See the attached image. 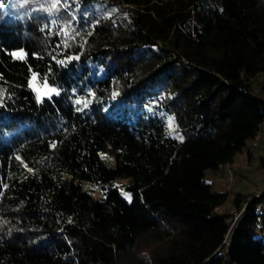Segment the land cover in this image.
<instances>
[{
    "label": "trees",
    "instance_id": "16d2710c",
    "mask_svg": "<svg viewBox=\"0 0 264 264\" xmlns=\"http://www.w3.org/2000/svg\"><path fill=\"white\" fill-rule=\"evenodd\" d=\"M55 2L0 0V264H264V192L232 227L206 180L264 123V0Z\"/></svg>",
    "mask_w": 264,
    "mask_h": 264
},
{
    "label": "rangeland",
    "instance_id": "374dc122",
    "mask_svg": "<svg viewBox=\"0 0 264 264\" xmlns=\"http://www.w3.org/2000/svg\"><path fill=\"white\" fill-rule=\"evenodd\" d=\"M31 87L36 97L37 95H40L41 98L47 97L48 89L39 81L33 80ZM105 159L111 161L107 156H105ZM206 180L211 182L215 190L225 191L228 194L227 202L217 208V211L226 214L233 226L240 219L241 213H243V209L237 211L231 206L233 196L236 193H240L252 200L251 196L256 195L255 197H258L264 192V123L256 139L248 143L243 151L235 156L231 165L221 167L216 173L207 172ZM128 182V180L121 179L113 183V187L120 190L123 198H125L123 193H125L124 189L127 187ZM81 187L92 198L96 200L103 198L104 191L102 187L92 185L90 188L85 189L84 184ZM225 242L227 245L229 244L228 236ZM142 245H144L143 242ZM152 249L150 246L147 249L140 247V250L145 252Z\"/></svg>",
    "mask_w": 264,
    "mask_h": 264
},
{
    "label": "snow or ice",
    "instance_id": "6c2138e0",
    "mask_svg": "<svg viewBox=\"0 0 264 264\" xmlns=\"http://www.w3.org/2000/svg\"><path fill=\"white\" fill-rule=\"evenodd\" d=\"M61 3V0H56L55 3H53L51 5V7L53 9H56L57 8V5ZM66 7H68V5H66ZM72 19L73 20H76V17L75 16H72ZM52 24H55L56 23V20H52L51 21ZM98 24V22H97ZM70 27V26H69ZM92 28H95L96 25H91ZM44 30H47L49 32L52 31L51 27L49 25H45L44 28L41 29V31H44ZM62 32H64V29L61 28L59 29L57 32H56V35L59 36ZM65 35H67V33H64ZM77 35H79V33L77 32ZM88 35H92L91 32L88 33ZM61 45L60 44H57L56 47H60ZM65 47H67V45L65 44ZM11 55H13L14 57H17V56H20L21 58H23V56L21 55V53H17V52H13L11 53ZM33 55H37V54H33ZM53 59L56 61V63L58 64H61L62 66H65L73 61H78L79 60V56H67L65 57L64 59H57L55 56H53ZM36 76L35 74L33 75V80H35ZM30 86H31V81H30ZM45 88L48 89V92L46 93L47 95V98L49 100L52 99V95H56V96H59L60 95V90L57 89L56 87H49L48 84H47V81H45ZM74 94H75V91H74ZM88 95L91 97V96H94V93H92L91 91L88 93ZM119 95L118 92H113L112 94V97L113 99H115L117 96ZM4 96H5V92L4 91H0V107H5L6 105L4 104L3 100H4ZM10 98V96L8 97ZM36 100H37V103H43V100L41 98L40 95H37L36 97ZM91 101H88V102H84L82 98H77L75 100V104L76 105H80V104H84V108H87L88 107V104L90 103ZM77 111H83V109L81 108H77ZM149 111H151V109H149ZM178 127V126H177ZM168 128H169V133L168 135L172 138V139H177L180 143H183L184 142V137L183 136H180V135H172V132L175 131V128H174V118L173 117H169L168 119ZM51 147L53 149H55L56 147V142L53 141L52 144H51ZM102 158H105V154H101ZM17 160H20L21 158L19 156L16 157ZM25 167H27V165H25ZM29 171H31L32 169L29 168L28 169ZM9 186L7 184H4L3 185V188L6 190ZM4 195V192L0 191V196H3ZM123 195L125 196L126 199L129 200V202H131V194L130 193H123Z\"/></svg>",
    "mask_w": 264,
    "mask_h": 264
},
{
    "label": "bare ground",
    "instance_id": "6f19581e",
    "mask_svg": "<svg viewBox=\"0 0 264 264\" xmlns=\"http://www.w3.org/2000/svg\"><path fill=\"white\" fill-rule=\"evenodd\" d=\"M83 184H84L85 189H88V188H90L92 186L89 183H83Z\"/></svg>",
    "mask_w": 264,
    "mask_h": 264
},
{
    "label": "water",
    "instance_id": "95a60500",
    "mask_svg": "<svg viewBox=\"0 0 264 264\" xmlns=\"http://www.w3.org/2000/svg\"><path fill=\"white\" fill-rule=\"evenodd\" d=\"M242 212H244V210H243ZM242 215H243V213H241V216H242ZM235 224H236V222L234 223V225H235ZM234 225H233V226H234ZM233 226H232V227H233ZM232 227H231V229H230V232H231V230H232ZM230 232L228 233L227 236H229Z\"/></svg>",
    "mask_w": 264,
    "mask_h": 264
}]
</instances>
